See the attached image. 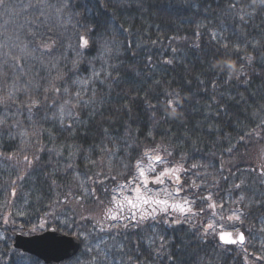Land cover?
Instances as JSON below:
<instances>
[{
  "label": "trees",
  "instance_id": "1",
  "mask_svg": "<svg viewBox=\"0 0 264 264\" xmlns=\"http://www.w3.org/2000/svg\"><path fill=\"white\" fill-rule=\"evenodd\" d=\"M0 100V264H44L12 244L52 227L82 241L60 264H264L259 0H4ZM145 152L181 166L191 211L109 231ZM220 225L246 243L220 242Z\"/></svg>",
  "mask_w": 264,
  "mask_h": 264
},
{
  "label": "snow or ice",
  "instance_id": "2",
  "mask_svg": "<svg viewBox=\"0 0 264 264\" xmlns=\"http://www.w3.org/2000/svg\"><path fill=\"white\" fill-rule=\"evenodd\" d=\"M2 4H4V0H0V5ZM259 4L264 6V0H259ZM233 7H235V5H233ZM80 41L82 46L86 47L88 45V39L86 37L81 36ZM224 47L227 48V44H225ZM224 68L229 70V76H231L232 72L236 71L234 65L228 61L223 62L221 71H223ZM237 78H239V73H237ZM56 91H59V89H56ZM67 91L68 90L65 89V92ZM79 97L80 92L78 91L73 98L79 99ZM9 98H12L11 93H9ZM0 102L3 101L0 100ZM66 103L70 102L66 101ZM172 105L173 101L169 100V106L171 107ZM69 115H72V113L69 112ZM262 123H264V121H262ZM153 151L157 153L164 151L167 152V155H171L167 149H161L159 147ZM145 157L149 161L147 164L143 163ZM24 159L27 161V156H25ZM29 163L31 162L29 161ZM167 164L168 161L165 156H161L159 154L155 156H148V153L145 152L141 157V160L137 161L134 171L131 172L125 183H118L116 185V188L113 189V191L116 192L117 195L112 197L116 211L113 212L112 209H109V216L113 221L119 220L122 222V225L110 224L108 225L109 231L117 229L120 226L124 229H128L129 224H131L134 228H139L144 221H155L157 216L161 217V221L163 223H169V221H171V223L174 224L178 221L169 216L170 212L179 211L182 213H188L191 211V202L187 199V197H185L181 202H176V197L179 196L181 191L180 187H176L172 192H169L163 187H155L164 186L166 183L179 184V172L182 171L181 166L173 165L171 167H167L165 166ZM195 167L196 165H193V168ZM262 174H264V172H262ZM113 180L115 181V177H113ZM150 185L152 187H150ZM13 195H15L14 190ZM207 199H211V196L207 197ZM210 207L214 208L215 205H210ZM221 207L223 206L221 205ZM242 215L243 213L236 210L233 211L227 219L229 221H240ZM220 219L223 220L224 217H221ZM220 227L221 229L223 228L222 225H220ZM202 228L203 236L212 235L216 232L217 224L215 221L206 222L202 225ZM244 239L245 237L243 233H239L236 238H233L231 232L221 230L219 233V240L222 243H243ZM153 243H155V241H153ZM160 246L163 250V237L160 238ZM87 251L91 253L93 249L89 248ZM93 264H97L95 257L93 258Z\"/></svg>",
  "mask_w": 264,
  "mask_h": 264
},
{
  "label": "water",
  "instance_id": "3",
  "mask_svg": "<svg viewBox=\"0 0 264 264\" xmlns=\"http://www.w3.org/2000/svg\"><path fill=\"white\" fill-rule=\"evenodd\" d=\"M13 248L36 255L45 263L59 264L78 252L80 241L50 229L44 234L35 236L26 237L17 234Z\"/></svg>",
  "mask_w": 264,
  "mask_h": 264
},
{
  "label": "rangeland",
  "instance_id": "4",
  "mask_svg": "<svg viewBox=\"0 0 264 264\" xmlns=\"http://www.w3.org/2000/svg\"><path fill=\"white\" fill-rule=\"evenodd\" d=\"M255 151L257 152V153H262L261 154V158L263 157V159H264V144H260V145H257L256 147H255ZM263 159H262V161H263ZM149 161L147 160V159H144V161H143V163L144 164H147ZM165 166H167L168 167V165H165ZM159 170V169H158ZM172 187V184L171 183H166L164 186H163V188H166L169 192H172L171 191V188ZM116 195H117V193H116ZM178 198V197H177ZM177 198H176V200H177ZM180 200H182V199H180ZM235 235L237 236L238 235V232H236L235 233Z\"/></svg>",
  "mask_w": 264,
  "mask_h": 264
}]
</instances>
